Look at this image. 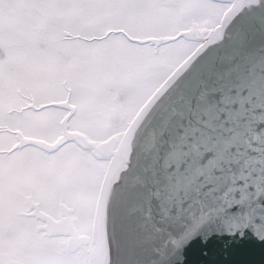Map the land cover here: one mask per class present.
<instances>
[{
    "label": "snow or ice",
    "instance_id": "6c2138e0",
    "mask_svg": "<svg viewBox=\"0 0 264 264\" xmlns=\"http://www.w3.org/2000/svg\"><path fill=\"white\" fill-rule=\"evenodd\" d=\"M173 3L0 0V264H188L194 242L264 243V100L235 79L230 31L264 0H207L197 42L160 59L140 29ZM13 235L37 254L11 257Z\"/></svg>",
    "mask_w": 264,
    "mask_h": 264
},
{
    "label": "water",
    "instance_id": "95a60500",
    "mask_svg": "<svg viewBox=\"0 0 264 264\" xmlns=\"http://www.w3.org/2000/svg\"><path fill=\"white\" fill-rule=\"evenodd\" d=\"M230 31L234 38L242 41L235 79L259 103L264 100V7L258 4L247 9ZM208 57L209 52L201 53L180 78L178 85L183 87L193 83ZM122 259L117 255V264H122ZM187 259L188 264H264V243L255 241L238 249L233 246L232 238L217 237L208 244L194 242Z\"/></svg>",
    "mask_w": 264,
    "mask_h": 264
},
{
    "label": "rangeland",
    "instance_id": "374dc122",
    "mask_svg": "<svg viewBox=\"0 0 264 264\" xmlns=\"http://www.w3.org/2000/svg\"><path fill=\"white\" fill-rule=\"evenodd\" d=\"M212 17L213 10L209 7L207 0H174L172 6L163 8L154 13L152 23L140 30L155 33L150 42V47L158 49V56L160 59H163L173 51H179L193 45L197 42L198 38L184 34L174 45L168 46L164 43L165 37L163 34L174 31L178 28L183 31V33L191 27L200 30L201 26L205 23L211 22ZM48 126L49 124L47 121L40 122L38 130L41 134H45V130ZM9 224L14 233L18 227L14 215H10ZM8 254L14 258H22L36 255L37 253L29 252L18 247L15 241V236L13 235L8 241Z\"/></svg>",
    "mask_w": 264,
    "mask_h": 264
},
{
    "label": "bare ground",
    "instance_id": "6f19581e",
    "mask_svg": "<svg viewBox=\"0 0 264 264\" xmlns=\"http://www.w3.org/2000/svg\"><path fill=\"white\" fill-rule=\"evenodd\" d=\"M185 35L187 36H191V37H199L200 35V30H198L195 27H191L190 29H188L186 32H184Z\"/></svg>",
    "mask_w": 264,
    "mask_h": 264
}]
</instances>
